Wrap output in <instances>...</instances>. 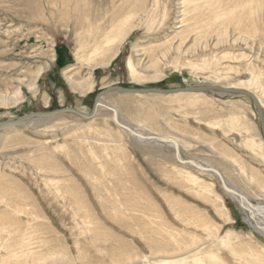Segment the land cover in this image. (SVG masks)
I'll return each instance as SVG.
<instances>
[{
  "label": "rangeland",
  "instance_id": "obj_1",
  "mask_svg": "<svg viewBox=\"0 0 264 264\" xmlns=\"http://www.w3.org/2000/svg\"><path fill=\"white\" fill-rule=\"evenodd\" d=\"M183 1L0 0V99H15L0 120L89 111L109 84L257 79L264 104V0ZM81 82L91 88L79 92ZM102 101L145 134L178 138L183 158L264 204V159L248 139L264 140L246 96L114 91ZM110 113L0 129V264H264V236L212 174L136 140Z\"/></svg>",
  "mask_w": 264,
  "mask_h": 264
},
{
  "label": "water",
  "instance_id": "obj_2",
  "mask_svg": "<svg viewBox=\"0 0 264 264\" xmlns=\"http://www.w3.org/2000/svg\"><path fill=\"white\" fill-rule=\"evenodd\" d=\"M213 89L220 90L222 92H236V93H241L243 95L248 96L252 100V102L256 108V111L258 114V121H259V124L261 127V132H262V135L264 137V116H263L261 107L257 104L255 97L251 93L245 92L242 90H227V89L219 88L218 86H205V85L199 86V87L183 86V87H178V88H160V87L144 88V87H125V86H121L118 84H112L108 88L100 89L96 93V95L94 96L93 102H92L91 109L87 113L78 111L76 107L64 106V107H61L58 109H53V110L29 112L27 114H24L20 117L15 118V119L0 120V126H9L12 128H16L18 126L21 127L22 121H26V120H29L31 118H35V117L46 118V117H52L55 115H61V114H66V113L78 114L81 118L88 119V118L93 117L96 114V110H97L98 106H101V103L99 101L100 97L103 94H107L111 91H118L120 93H161V94H165V93L176 92V91H180V92H182V91L208 92V91L213 90ZM103 106L106 107L112 113L113 122L117 126L122 128L124 131L130 133L134 138L139 139L141 141L152 140V141H157L161 144L170 145L173 148L176 160L179 163L186 164V165H189V166L196 168L198 170H201L204 172H210V173L214 174L218 178V180L220 181L222 188L228 194H230L234 197L236 196L239 200L245 201L246 205L249 207L264 211V204H260V206H259L256 203L252 204V202H250V201L248 202L247 199H244V197L242 196L241 193H239L235 189L231 188L224 181L223 177L221 176V174L219 173V171L217 169H215L213 167L201 165L200 163H197L193 160H187V159L182 158L178 143L173 138H170V137L162 138V137L154 136V135H144L143 133L138 131L136 128L120 121L116 108L109 106V105H103ZM240 205H242V203H240ZM252 205H255V206L253 207Z\"/></svg>",
  "mask_w": 264,
  "mask_h": 264
},
{
  "label": "bare ground",
  "instance_id": "obj_3",
  "mask_svg": "<svg viewBox=\"0 0 264 264\" xmlns=\"http://www.w3.org/2000/svg\"><path fill=\"white\" fill-rule=\"evenodd\" d=\"M187 2H193V0H184L183 1V3L186 5L187 4ZM193 4H195V2L193 3ZM123 33V31H122V28L121 27H119V29H118V32L117 33ZM109 33V32H108ZM107 37L105 38V41H107V38H108V35H106ZM118 36V35H117ZM116 36V37H117ZM113 38V36L111 35L110 36V39H112ZM98 50H100V46L98 45V46H96L95 47V49H94V52H97ZM256 76H254L253 75V78H255ZM252 78V79H253ZM258 83V80L257 79H253V81L252 80H248V81H240V82H237V83H227L226 85H223V84H217V83H215V84H207V85H205V86H218L219 88H222V89H227V90H242V91H245V92H249V93H251L254 97H255V99H256V102H257V104L261 107V110H262V113H263V116H264V104L262 103V100L260 99V96L257 94V92L253 89V85L254 84H257ZM112 84H109V85H107V86H105V87H103L102 89H105V88H108L109 86H111ZM199 86H204V85H196V86H191V87H199ZM73 87L76 89V90H78L79 92H82L83 90H86V89H90L91 88V84H90V82H81V83H75V85H73ZM178 88V87H177ZM263 90H264V88H263ZM111 92H114V91H111ZM115 92H118V91H115ZM182 92H186V93H189V92H201V91H182ZM209 93H223V94H228V95H243V94H241V93H236V92H222V91H220V90H216V89H213V90H210V91H208ZM110 93V92H109ZM120 93V92H119ZM174 93H180V91H176V92H170V93H165V94H161V93H122V94H135V95H142V94H160V95H169V94H174ZM108 94V93H107ZM104 95H106V94H103L101 97H100V99H99V101H100V103H101V106H98V108H97V110H96V113H97V111H98V109L99 108H105V109H107L106 107H104L103 105H109V106H112V105H110V104H107V103H105V102H103L102 101V97L104 96ZM243 96H246V95H243ZM247 98H249L248 96H246ZM250 99V98H249ZM15 101V99H12V100H7V99H0V104L1 105H7V104H11V103H13ZM250 101L252 102V100L250 99ZM253 103V102H252ZM253 106H254V104H253ZM112 107H114V106H112ZM77 108V107H76ZM115 108V107H114ZM91 109V108H90ZM254 109H255V111H256V108H255V106H254ZM77 110L78 111H80V112H84V113H87V112H89V111H84V110H82V109H79V108H77ZM108 110V109H107ZM109 111V110H108ZM110 112V111H109ZM256 113H257V111H256ZM111 114V118H112V113H110ZM75 116H78V117H80L78 114H74ZM96 115V114H95ZM94 115V116H95ZM55 116H57V115H55ZM93 116V117H94ZM53 117V116H52ZM257 117H258V114H257ZM37 118H44V117H35V118H31V119H29V120H26V121H22L21 122V126H24V125H26L29 121H31V120H34V119H37ZM46 118H49V117H46ZM81 118V117H80ZM92 118V117H91ZM260 125V124H259ZM6 127H9V126H0V129L1 128H6ZM137 129V128H136ZM138 130V129H137ZM260 130H261V127H260ZM138 131H140V130H138ZM141 133H143L142 131H140ZM130 134V133H129ZM144 135H154V136H159V137H162V138H167V137H170V138H173L177 143H178V140L176 139V137H174V136H172V135H156V134H145V133H143ZM261 135H262V132H261ZM262 138H263V140H264V137H263V135H262ZM136 139V138H135ZM136 140H138V141H141V140H139V139H136ZM248 141H249V143H250V145H251V147L253 148V150L256 148V149H259L262 153H260V155L262 156V158L264 159V152H263V150H264V145H262L261 143H256L255 141H253L252 139H248ZM141 142H146V143H159V142H157V141H152V140H150V141H141ZM161 144V143H160ZM166 145V144H165ZM167 146H170V145H167ZM178 146H179V144H178ZM171 147V146H170ZM179 150H180V148H179ZM174 151V150H173ZM181 153V152H180ZM182 156V155H181ZM174 157H175V154H174ZM183 158V157H182ZM175 159H176V157H175ZM184 159H187V160H193V161H195V162H197V163H200L201 165H205V166H209V165H206V164H203L201 161H199V160H194V159H190V158H184ZM177 161V160H176ZM178 162V161H177ZM181 164V163H180ZM183 165H186V164H183ZM189 166V165H188ZM191 167V166H190ZM209 167H212V166H209ZM213 168H215V167H213ZM216 169V168H215ZM218 170V169H217ZM201 171V170H200ZM219 171V170H218ZM204 172V171H203ZM207 173H210V172H207ZM219 173L221 174V172L219 171ZM210 174H212V173H210ZM216 179H217V181L219 182V184H220V181L218 180V178L214 175V174H212ZM221 176L223 177V179H224V181L231 187V188H233V189H235L236 191H238L239 193H241L242 194V196L244 197V199H247V201L249 202L250 201V199H248L242 192H240L239 190H237L236 188H234L233 186H231L227 181H226V179L224 178V176L221 174ZM220 186H221V184H220ZM221 188H222V186H221ZM223 189V188H222ZM224 190V189H223ZM225 191V190H224ZM226 192V191H225ZM227 193V192H226ZM228 194V193H227ZM230 195V194H229ZM232 198H233V200L237 203V205L239 206V208H240V210H242V213H243V215H244V217H245V219H246V221L248 222V224L252 227V229L253 230H255V231H257V232H259L260 234H262V236H264V211H261V210H258V209H254V208H252V207H249V206H247L246 205V202L245 201H243V200H239L236 196L234 197V196H232V195H230ZM239 200V201H238ZM251 202V201H250ZM240 203H242V205H240ZM252 204H255V203H253L252 202ZM256 204H258L259 206H260V204L259 203H256ZM253 207L255 206V205H252Z\"/></svg>",
  "mask_w": 264,
  "mask_h": 264
},
{
  "label": "crops",
  "instance_id": "obj_4",
  "mask_svg": "<svg viewBox=\"0 0 264 264\" xmlns=\"http://www.w3.org/2000/svg\"><path fill=\"white\" fill-rule=\"evenodd\" d=\"M177 140H178V138H176ZM158 144H160V143H158ZM178 144H179V148H180V142H179V140H178ZM181 152V151H180Z\"/></svg>",
  "mask_w": 264,
  "mask_h": 264
}]
</instances>
